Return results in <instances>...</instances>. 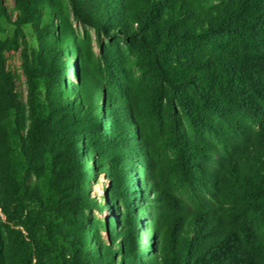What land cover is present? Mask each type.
<instances>
[{
    "label": "trees",
    "instance_id": "obj_1",
    "mask_svg": "<svg viewBox=\"0 0 264 264\" xmlns=\"http://www.w3.org/2000/svg\"><path fill=\"white\" fill-rule=\"evenodd\" d=\"M13 2L0 0V264H264V0ZM72 20L98 46L127 43L135 72ZM18 48L25 98L3 55ZM115 203V225L86 213Z\"/></svg>",
    "mask_w": 264,
    "mask_h": 264
},
{
    "label": "rangeland",
    "instance_id": "obj_2",
    "mask_svg": "<svg viewBox=\"0 0 264 264\" xmlns=\"http://www.w3.org/2000/svg\"><path fill=\"white\" fill-rule=\"evenodd\" d=\"M4 4L9 8V9H14V2L13 0H3ZM72 25L74 27V29L76 30L77 33H79L78 35L81 38H84L86 40H88V43L91 45L92 50L94 51V53H98L100 46H106L107 48L114 49L115 50V55L116 57L119 59L118 61L119 64L121 63V65L123 64L124 67L126 69H129V71L131 73L135 72V65L133 64V57L131 54V47L127 44L124 43L121 40H117V39H108L105 37H100V44L99 46L97 45V43L95 42V40L93 39V35L92 36H87L85 34V30H83V26H81L79 23H77L76 21L72 20ZM7 33L12 34V32L14 31V28L10 27L9 29L7 28ZM18 35L23 36L28 48L30 49L31 47H33L35 45V38L31 32V30L28 27H24L21 30H18ZM91 37V38H89ZM22 39V37H21ZM3 55H4V62L7 65V67L10 68L11 72L13 74H15L16 76V89L18 91V93L20 95L23 96V98L26 97V78L25 75L21 69V55H20V48H18L17 50H4L3 51ZM77 69V68H76ZM75 65H73L71 67V70H75ZM75 81L74 77L71 74L64 75V79H63V83L65 86L69 87L71 84H73ZM107 176L105 175L104 172L97 174L94 173V178L91 179V183L89 185H87V190L89 192L90 195H93L96 200L100 201L101 200V195L104 194V196H102V200H105V195L108 194L107 188L105 187L107 184ZM106 201V200H105ZM116 204V205H115ZM113 205V207L109 208V206H103L100 207L98 209H93L91 211H86L87 215L90 216V218L93 219H97L99 221H102L106 223H111L110 221H112V217L114 219V225L118 220V215L121 213V205L120 203H115ZM140 220L142 221V223H146V215L144 214H140L139 215ZM89 226H86L88 229H91V224H86ZM138 226H141L140 224H138ZM98 233L101 237V239L104 242H107L109 240V233L110 231L107 230H103L102 228L98 229ZM88 234V232H87ZM90 235H93L92 232H89ZM92 237V236H91Z\"/></svg>",
    "mask_w": 264,
    "mask_h": 264
}]
</instances>
